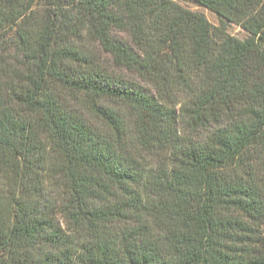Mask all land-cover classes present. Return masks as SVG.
<instances>
[{"label":"trees","instance_id":"obj_1","mask_svg":"<svg viewBox=\"0 0 264 264\" xmlns=\"http://www.w3.org/2000/svg\"><path fill=\"white\" fill-rule=\"evenodd\" d=\"M192 1L0 0V264H264V0Z\"/></svg>","mask_w":264,"mask_h":264},{"label":"rangeland","instance_id":"obj_2","mask_svg":"<svg viewBox=\"0 0 264 264\" xmlns=\"http://www.w3.org/2000/svg\"><path fill=\"white\" fill-rule=\"evenodd\" d=\"M174 1L178 4H180L181 6L187 8V9H190L192 11L204 14L206 16V18L210 21V23L215 25V26L219 22L217 16L213 12H211L208 9L198 5L197 3H195L192 0H174ZM228 31L231 35L238 37V38H241V39H243L247 36L246 32L243 29H241L239 26H236L234 24H231L228 27Z\"/></svg>","mask_w":264,"mask_h":264}]
</instances>
